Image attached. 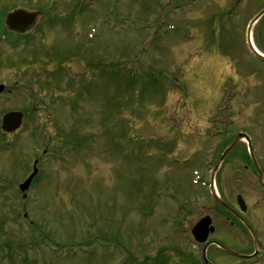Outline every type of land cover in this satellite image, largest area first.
<instances>
[{
  "label": "rangeland",
  "instance_id": "1",
  "mask_svg": "<svg viewBox=\"0 0 264 264\" xmlns=\"http://www.w3.org/2000/svg\"><path fill=\"white\" fill-rule=\"evenodd\" d=\"M253 1L0 0V82L14 91L0 116L26 112L17 144L0 140V264H132L148 245L196 264L202 248L182 232L213 204L197 180L236 131L264 164V63L244 40ZM18 8L43 15L12 43L3 22ZM254 37L264 50V19ZM245 143L229 162L243 164ZM41 155L22 200L16 186Z\"/></svg>",
  "mask_w": 264,
  "mask_h": 264
},
{
  "label": "flooded vegetation",
  "instance_id": "2",
  "mask_svg": "<svg viewBox=\"0 0 264 264\" xmlns=\"http://www.w3.org/2000/svg\"><path fill=\"white\" fill-rule=\"evenodd\" d=\"M261 6L264 8V0H254L253 4L247 5L245 10L248 11V8ZM6 136L12 137L8 134ZM7 141L12 142L9 137ZM242 159H245L242 176L236 173L241 167V161H228L227 164L235 167L231 166L223 175L220 173L221 168L218 170L214 176V187L218 196L213 199L212 209L197 215V218L191 220L189 224L191 230L193 225L204 216L211 218L214 231L207 241L210 243L207 248V255L210 256L208 259L212 264H264V241L262 239V233H264V226H262L264 224V183L261 182L253 161L247 156L246 158L242 156ZM236 165L239 166L236 167ZM238 195L246 201V206H248L246 210L241 208ZM250 229H253L257 235L258 248L255 247ZM5 244H0V250L2 248L7 250ZM219 244L231 248L234 252L222 248ZM154 248L149 245L136 246L132 252V264H187L188 262L180 250H172L171 247ZM4 253L6 255L7 251ZM171 255H180L181 262H173ZM7 256L9 255L4 258ZM196 264H206L203 256Z\"/></svg>",
  "mask_w": 264,
  "mask_h": 264
},
{
  "label": "water",
  "instance_id": "3",
  "mask_svg": "<svg viewBox=\"0 0 264 264\" xmlns=\"http://www.w3.org/2000/svg\"><path fill=\"white\" fill-rule=\"evenodd\" d=\"M38 17V12H27L24 10H17L14 11L13 13H10L7 15L6 18V23L13 29H16L18 31H24L26 27L32 25L35 20ZM253 48V46H252ZM254 54L259 57V59L264 60V56L259 54L254 48ZM2 87H0L1 90ZM22 113L20 112H11L8 114H5V116L3 117V128L6 131L9 132H13L14 130H16L21 124L22 121ZM243 136L240 134V137ZM240 137H238L236 139V141L233 142V144L230 146L229 149L226 150V152L224 153V155H226L230 149L234 146V144H236ZM246 139L249 141V146L252 152V146H251V141L249 139V137L246 136ZM221 158V161L223 160V157ZM37 174V170L35 169L34 172L29 175V178L25 181L24 184L19 185L22 191H26L29 188L30 183L32 182L33 178L35 177V175ZM209 224V219L208 218H204L202 221H200L195 228L193 229V233L196 237V239H198L199 241H204L205 239H207V235L209 233L208 229L206 228ZM201 230L205 231L206 235H202L201 236Z\"/></svg>",
  "mask_w": 264,
  "mask_h": 264
},
{
  "label": "bare ground",
  "instance_id": "4",
  "mask_svg": "<svg viewBox=\"0 0 264 264\" xmlns=\"http://www.w3.org/2000/svg\"><path fill=\"white\" fill-rule=\"evenodd\" d=\"M2 115H4L5 116V114H2ZM10 144V143H9ZM25 181L26 180H23L22 182V184H24L25 183ZM35 184V180L33 179L32 180V182L30 183V185H29V188L28 189H31V188H33V185ZM27 189V190H28ZM18 191H19V189H17ZM17 192V191H16ZM152 215H154V214H152ZM208 219H209V224H208V226L206 227L207 229H208V231H209V233L211 234L213 231H214V227H213V224H212V221H211V218L210 217H207ZM202 235H206V233H205V231H203V230H201V236ZM192 243V242H191Z\"/></svg>",
  "mask_w": 264,
  "mask_h": 264
}]
</instances>
